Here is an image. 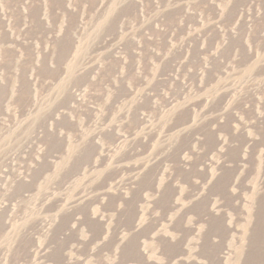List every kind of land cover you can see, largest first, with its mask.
I'll return each instance as SVG.
<instances>
[{
  "label": "rangeland",
  "instance_id": "obj_1",
  "mask_svg": "<svg viewBox=\"0 0 264 264\" xmlns=\"http://www.w3.org/2000/svg\"><path fill=\"white\" fill-rule=\"evenodd\" d=\"M0 264H264V0H0Z\"/></svg>",
  "mask_w": 264,
  "mask_h": 264
}]
</instances>
